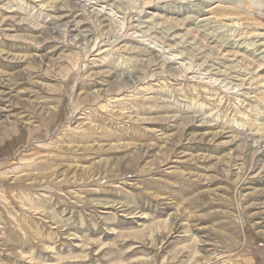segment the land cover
<instances>
[{"label":"rangeland","instance_id":"obj_1","mask_svg":"<svg viewBox=\"0 0 264 264\" xmlns=\"http://www.w3.org/2000/svg\"><path fill=\"white\" fill-rule=\"evenodd\" d=\"M263 243L264 0H0V264Z\"/></svg>","mask_w":264,"mask_h":264},{"label":"crops","instance_id":"obj_2","mask_svg":"<svg viewBox=\"0 0 264 264\" xmlns=\"http://www.w3.org/2000/svg\"><path fill=\"white\" fill-rule=\"evenodd\" d=\"M262 248H258L253 251L248 257V261L245 264H264V243L261 245Z\"/></svg>","mask_w":264,"mask_h":264}]
</instances>
